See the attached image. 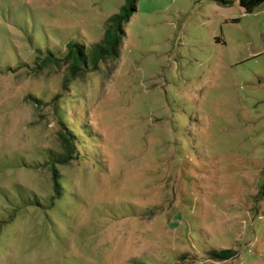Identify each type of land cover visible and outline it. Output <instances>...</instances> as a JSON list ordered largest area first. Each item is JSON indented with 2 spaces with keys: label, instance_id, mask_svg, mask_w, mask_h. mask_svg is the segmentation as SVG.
I'll return each mask as SVG.
<instances>
[{
  "label": "rangeland",
  "instance_id": "rangeland-1",
  "mask_svg": "<svg viewBox=\"0 0 264 264\" xmlns=\"http://www.w3.org/2000/svg\"><path fill=\"white\" fill-rule=\"evenodd\" d=\"M125 3L0 0V264H264V4L138 0L72 76Z\"/></svg>",
  "mask_w": 264,
  "mask_h": 264
},
{
  "label": "trees",
  "instance_id": "trees-1",
  "mask_svg": "<svg viewBox=\"0 0 264 264\" xmlns=\"http://www.w3.org/2000/svg\"><path fill=\"white\" fill-rule=\"evenodd\" d=\"M217 3L228 6L232 5L235 2H238L242 7L245 13L255 12L261 5L264 4V0H214ZM138 0H126V3L121 7L118 13L113 14L107 21L104 31V37L101 42L96 43L88 47L85 44L80 42L69 43L68 44V53L67 57L71 60L69 62L70 73L72 76L78 74H84L91 70H97L100 67L102 61L107 60L109 57L118 58L120 55V45L124 36L126 35L125 23L128 22L137 10ZM42 63L38 62L40 67L42 65L58 61L53 53L43 57L41 60ZM36 101L41 102V99H36ZM60 123L65 125V122L60 120ZM68 129L70 136L74 135L73 129L65 126ZM63 140L67 145V153L52 154L47 160V166L52 171V180L54 185V196L51 197V203L55 202V199L61 195L62 191L60 190L61 182L58 178V169L57 166L60 164H66L76 159L78 148L75 141H72L69 137L62 134ZM74 137V136H73ZM38 200L35 195H30L21 200L20 204L15 205V210L23 206H35L39 205L44 206ZM228 252L223 251L222 253H217L218 257L226 255Z\"/></svg>",
  "mask_w": 264,
  "mask_h": 264
},
{
  "label": "crops",
  "instance_id": "crops-1",
  "mask_svg": "<svg viewBox=\"0 0 264 264\" xmlns=\"http://www.w3.org/2000/svg\"><path fill=\"white\" fill-rule=\"evenodd\" d=\"M236 3H238V2H235L234 4H236Z\"/></svg>",
  "mask_w": 264,
  "mask_h": 264
}]
</instances>
